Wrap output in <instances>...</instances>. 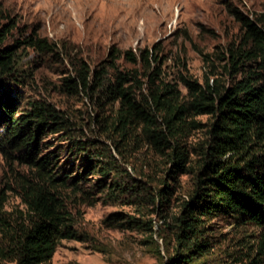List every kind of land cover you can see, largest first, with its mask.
I'll return each instance as SVG.
<instances>
[{"label":"trees","instance_id":"trees-1","mask_svg":"<svg viewBox=\"0 0 264 264\" xmlns=\"http://www.w3.org/2000/svg\"><path fill=\"white\" fill-rule=\"evenodd\" d=\"M227 11L238 23L239 34L217 54L223 72H215L211 59L202 56L210 66L201 82L185 70L178 72L174 82L163 79L164 58L155 45L137 51L110 48L92 66L81 56L66 53L70 71L61 80V90L84 96L94 109L88 119L97 126L98 135L84 138H75V124L64 110L42 100L22 102L12 89L22 83L17 75L18 49L24 46L52 54L56 44L26 35L5 45L15 24L7 20L0 25V155L30 173L18 179L26 207L19 219L7 217L2 210L5 196L0 189L3 260L47 264L60 240L76 238L59 188L77 195L88 177L98 176L89 186L105 191L111 199L117 193L136 200L145 196L144 183L122 168L120 159L126 151L147 147L166 159L159 196L167 199V181L188 171L191 153L186 138L201 128L194 119L198 115L208 116L210 122L195 153L192 191L170 224L175 253L167 264H202L214 237L209 220L225 215L238 214L241 224L259 228L258 249L264 248V12L249 17L230 6ZM118 60L131 67H121ZM47 135L59 142L70 140L69 155L83 150V168L57 167L60 151L44 146ZM245 264L258 262L249 259Z\"/></svg>","mask_w":264,"mask_h":264},{"label":"rangeland","instance_id":"rangeland-1","mask_svg":"<svg viewBox=\"0 0 264 264\" xmlns=\"http://www.w3.org/2000/svg\"><path fill=\"white\" fill-rule=\"evenodd\" d=\"M227 6L249 17L264 12V0H0V25L7 20L15 24L5 45L34 35L57 46L52 54L21 46L17 75L22 83L12 89L22 102L42 100L64 110L75 124V138L96 136L98 128L88 119L94 109L87 99L61 90V80L70 71L66 53L81 56L92 66L110 48L137 51L155 45L157 54L164 58L163 79L174 82L178 72L185 70L201 82L210 66L202 56L211 59L215 72H223V61L217 60V54L239 34ZM118 64L131 67L121 60ZM194 119L201 128L190 131L186 138L191 153L188 171L167 181V199L159 196L167 161L147 147L134 153L126 151L120 159L122 168L145 185V196L140 195V200L120 193L109 198L105 191L89 186L98 176L88 177L77 195L59 188L76 238L60 240L47 264H167L175 253L170 224L192 191L198 160L195 153L205 141L210 122L206 115ZM43 142L49 150L57 147L60 151L57 167L83 168L86 153L79 150L69 155L70 140L59 142L47 135ZM20 176H30L26 167L7 162L0 155V189L5 196L2 210L13 220L26 212L20 197ZM209 223L215 229L214 237L202 264H245L249 259L264 264V248L258 249L259 228L241 224L238 214L212 218ZM0 264L13 262L0 257Z\"/></svg>","mask_w":264,"mask_h":264}]
</instances>
